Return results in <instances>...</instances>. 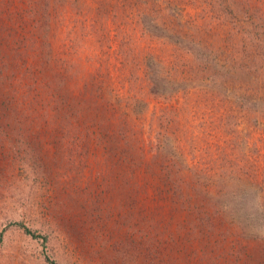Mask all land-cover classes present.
Instances as JSON below:
<instances>
[{
    "label": "rangeland",
    "instance_id": "374dc122",
    "mask_svg": "<svg viewBox=\"0 0 264 264\" xmlns=\"http://www.w3.org/2000/svg\"><path fill=\"white\" fill-rule=\"evenodd\" d=\"M0 264H264V0H0Z\"/></svg>",
    "mask_w": 264,
    "mask_h": 264
},
{
    "label": "trees",
    "instance_id": "16d2710c",
    "mask_svg": "<svg viewBox=\"0 0 264 264\" xmlns=\"http://www.w3.org/2000/svg\"><path fill=\"white\" fill-rule=\"evenodd\" d=\"M25 231L29 234H31L34 237H39V238H43L44 240L46 239V237L37 234L36 232L32 231L31 229H29L28 227H25Z\"/></svg>",
    "mask_w": 264,
    "mask_h": 264
}]
</instances>
